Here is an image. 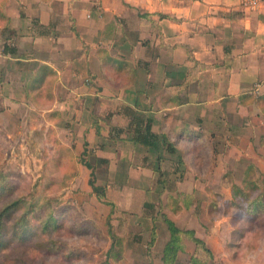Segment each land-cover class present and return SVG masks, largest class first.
Returning <instances> with one entry per match:
<instances>
[{"label":"crops","instance_id":"crops-1","mask_svg":"<svg viewBox=\"0 0 264 264\" xmlns=\"http://www.w3.org/2000/svg\"><path fill=\"white\" fill-rule=\"evenodd\" d=\"M255 86L264 91V2L0 0V125L35 120L75 160L93 155L114 205L127 187L131 202H153L137 214L152 250L168 238L164 215L198 233L202 186L256 150L259 108L240 99ZM125 107L173 149L133 142Z\"/></svg>","mask_w":264,"mask_h":264},{"label":"rangeland","instance_id":"rangeland-1","mask_svg":"<svg viewBox=\"0 0 264 264\" xmlns=\"http://www.w3.org/2000/svg\"><path fill=\"white\" fill-rule=\"evenodd\" d=\"M258 113L260 119L253 139L256 148L254 153L230 160L229 169L221 181L211 186H202L203 198L198 204L200 215L196 223V234L205 240L212 255L203 251L194 253L199 264H264V229L258 223L248 224L242 219L235 221L232 219L234 210L225 204V199L231 197V184L241 182L247 164L253 163L257 170L264 173L263 109L259 108ZM36 125L35 120L0 125V170L7 173L8 180L14 186L9 199L29 192L38 201L51 198L55 210L61 206L66 207L61 216H57L60 227L56 228L52 237L69 246L78 247L81 255L84 253L70 264H105L106 252L110 247L109 264L151 263L153 253L157 257L162 249L156 251L147 246L149 232L143 230L147 224L145 221L140 223L142 220L137 218V214L141 206L144 212H149L150 208L153 211V202L145 205L131 202L130 195L133 193L127 187L124 188L127 194L122 192L121 200L115 203L110 212V206L93 194L87 171L83 166L79 168V161L69 151L71 148L55 133L50 130L41 131ZM89 161L97 165L93 155ZM96 172L95 169V179ZM95 183L98 185L97 180ZM105 196L104 200L113 201L107 194ZM161 207L158 205L156 212L163 215ZM108 218L111 230L107 228ZM247 225L246 235L240 236L236 230ZM139 233L140 237L137 236ZM185 243L177 264L193 263L190 260L193 243L188 239ZM6 254L9 258H18L24 264L63 262L62 254H48L31 246L10 248Z\"/></svg>","mask_w":264,"mask_h":264},{"label":"trees","instance_id":"trees-1","mask_svg":"<svg viewBox=\"0 0 264 264\" xmlns=\"http://www.w3.org/2000/svg\"><path fill=\"white\" fill-rule=\"evenodd\" d=\"M10 50L13 51L11 48ZM240 99L250 100L260 110L263 109L264 111V91L257 96L249 93L241 95ZM124 109L130 116L127 129L132 132L131 140L133 142L142 143L151 148H156L160 142L166 146V149H173L166 138L151 132V120L141 118L129 107ZM89 157L90 153L85 152L78 161L90 170L88 183L93 194L98 200L107 203L111 208L110 212H112L115 205L113 202L104 200L106 197L105 186L95 183V165L89 161ZM158 159L163 160L161 156H158ZM99 161L106 162L104 159H99ZM158 173L161 177L162 170L160 167ZM11 184L12 181L8 180L7 173L0 170V264H24L18 258H9L6 254L8 249L17 247L31 246L48 254H62L63 262L61 264H70L75 258H78L77 256L84 255V253L80 254L78 247L69 246L52 237L56 228L60 227L57 216H61V212L65 211L66 207L61 206L55 210L51 204V198L38 201L29 192L9 199L14 189ZM225 204L227 208L234 210L232 219L235 221L242 219L243 222L246 221L248 224L258 223L264 229V173L257 170L253 163L247 164L241 182L231 184V197L225 199ZM184 205L188 206V203H184ZM161 209L163 210L164 206ZM163 218L168 231V238L161 251L162 264H177L179 254L185 249L186 239L191 241L194 246L190 255L192 264H199L195 260V255H193L197 251H203L209 256L212 255L205 244V240L198 236L194 230L178 227L174 221L168 219L165 215ZM106 221L107 228L111 230L109 218ZM236 231L240 233V236H245L248 225ZM152 233L151 242L147 244L148 247L151 246L154 239V230ZM111 250L112 247L106 252L105 264H109L108 258Z\"/></svg>","mask_w":264,"mask_h":264},{"label":"built area","instance_id":"built-area-1","mask_svg":"<svg viewBox=\"0 0 264 264\" xmlns=\"http://www.w3.org/2000/svg\"><path fill=\"white\" fill-rule=\"evenodd\" d=\"M239 5L245 9L253 10L256 9L264 0H237ZM259 90L257 91V87H254V93L257 95Z\"/></svg>","mask_w":264,"mask_h":264}]
</instances>
